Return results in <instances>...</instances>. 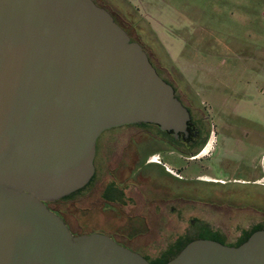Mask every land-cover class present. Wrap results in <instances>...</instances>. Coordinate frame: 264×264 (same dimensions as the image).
<instances>
[{
	"label": "water",
	"instance_id": "water-1",
	"mask_svg": "<svg viewBox=\"0 0 264 264\" xmlns=\"http://www.w3.org/2000/svg\"><path fill=\"white\" fill-rule=\"evenodd\" d=\"M189 119L92 0H0V264H150L106 235L73 236L46 203L90 181L103 132L148 123L178 137ZM166 264H264V230L236 247L193 240Z\"/></svg>",
	"mask_w": 264,
	"mask_h": 264
},
{
	"label": "flooded vegetation",
	"instance_id": "flooded-vegetation-1",
	"mask_svg": "<svg viewBox=\"0 0 264 264\" xmlns=\"http://www.w3.org/2000/svg\"><path fill=\"white\" fill-rule=\"evenodd\" d=\"M92 1L112 16L131 42L142 47L156 73L172 87L175 98L189 113L188 134L180 133L175 137L173 132L162 131L157 125L148 123L124 125L103 132L95 145L94 174L83 188L74 192L81 194V215L71 211L78 201H71L65 210L59 204L71 199L74 193L47 202L46 206L63 220L73 236L106 235L150 264L164 260L168 251L173 250L171 247L198 237L200 232L210 233L223 245L236 246L248 232L264 230V211L258 207L264 204V155H260L246 179L238 178L241 172L233 175L231 170L233 150L230 146L233 144L235 148L237 143L248 139L249 134L240 135V138L227 134L229 145L225 150L220 141H215L207 150L206 154L212 150L208 157H197L203 143L209 136L215 137L216 132L210 130L206 120L193 117L175 85L161 74L142 43L123 23L122 16L109 7L115 0ZM126 128L132 131L130 140L117 141V133ZM113 132L115 142L107 135ZM138 135L145 138L140 140ZM204 159L209 161L208 174L201 172L205 169ZM253 188H260V194ZM230 189H239L240 197L233 195ZM91 213L98 217L97 223L82 222V216L88 219ZM234 218L241 220L242 231L230 242L218 231L227 228ZM247 220L250 223L247 224ZM183 224H188L187 228L197 235L188 237L180 232ZM158 245L171 247L152 249Z\"/></svg>",
	"mask_w": 264,
	"mask_h": 264
},
{
	"label": "rangeland",
	"instance_id": "rangeland-1",
	"mask_svg": "<svg viewBox=\"0 0 264 264\" xmlns=\"http://www.w3.org/2000/svg\"><path fill=\"white\" fill-rule=\"evenodd\" d=\"M125 1L115 0L109 7L122 16L161 74L175 85L193 117L206 120L205 124L216 132L212 139L208 137L201 151L208 142L212 148L215 141H220L225 150L229 145L227 134L239 138L249 134L235 148L230 146L232 174L241 172L238 178L246 179L260 155H264V0ZM131 133L129 128L120 130L116 140L126 143ZM107 135L115 142V132ZM138 136L140 140L145 138ZM205 160L201 172L208 174L209 161ZM259 189L254 191L260 194ZM230 190L240 197L242 188ZM80 195L61 201V208L65 210L71 201H78L71 211L80 216ZM263 205L258 207L264 211ZM82 218L87 223L98 221L95 213ZM240 221L234 218L218 232L232 242L242 231ZM187 227L183 224L180 232L188 237L197 235ZM208 234L200 232L199 236ZM170 247L158 245L152 249Z\"/></svg>",
	"mask_w": 264,
	"mask_h": 264
},
{
	"label": "trees",
	"instance_id": "trees-1",
	"mask_svg": "<svg viewBox=\"0 0 264 264\" xmlns=\"http://www.w3.org/2000/svg\"><path fill=\"white\" fill-rule=\"evenodd\" d=\"M173 141V139H172ZM205 143H203L202 146H204ZM76 193H74L75 195ZM68 198V197H67ZM261 230V229H260ZM256 231H259L258 229H255L253 231H250L248 232L241 240L240 242L236 245V246H239L241 245L242 243H244L248 238L249 236L256 232ZM196 239H209V240H214V241H217L216 238L214 237H211V234L210 236H198L196 238H193V239H188L186 242H184L183 244H180V245H177L174 247V250H172V252H170L169 254H167V256L164 257V260L162 261H159L157 262V264H166L168 261H170L171 259H173L189 242L193 241V240H196ZM235 246V247H236Z\"/></svg>",
	"mask_w": 264,
	"mask_h": 264
},
{
	"label": "bare ground",
	"instance_id": "bare-ground-1",
	"mask_svg": "<svg viewBox=\"0 0 264 264\" xmlns=\"http://www.w3.org/2000/svg\"><path fill=\"white\" fill-rule=\"evenodd\" d=\"M209 147H210V142H208V144L206 145V147L203 149V151L197 157L200 158V157L205 156Z\"/></svg>",
	"mask_w": 264,
	"mask_h": 264
}]
</instances>
